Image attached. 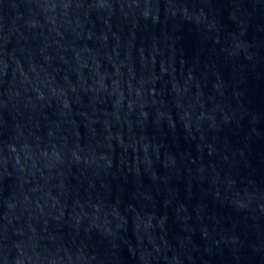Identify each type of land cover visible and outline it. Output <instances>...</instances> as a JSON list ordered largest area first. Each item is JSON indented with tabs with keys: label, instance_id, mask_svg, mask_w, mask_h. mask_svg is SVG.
<instances>
[{
	"label": "water",
	"instance_id": "obj_1",
	"mask_svg": "<svg viewBox=\"0 0 264 264\" xmlns=\"http://www.w3.org/2000/svg\"><path fill=\"white\" fill-rule=\"evenodd\" d=\"M93 0H0V264H18L76 81Z\"/></svg>",
	"mask_w": 264,
	"mask_h": 264
}]
</instances>
